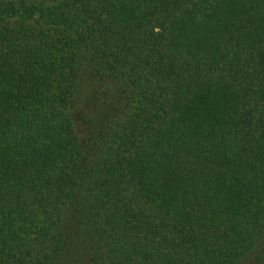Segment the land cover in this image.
I'll return each mask as SVG.
<instances>
[{"label":"trees","instance_id":"trees-1","mask_svg":"<svg viewBox=\"0 0 264 264\" xmlns=\"http://www.w3.org/2000/svg\"><path fill=\"white\" fill-rule=\"evenodd\" d=\"M0 264H264V0H0Z\"/></svg>","mask_w":264,"mask_h":264},{"label":"rangeland","instance_id":"rangeland-1","mask_svg":"<svg viewBox=\"0 0 264 264\" xmlns=\"http://www.w3.org/2000/svg\"><path fill=\"white\" fill-rule=\"evenodd\" d=\"M89 85L87 82H83L82 85L80 86L79 88V92L77 94V101H76V104H75V108L76 109H80L83 105V98H84V95L88 89Z\"/></svg>","mask_w":264,"mask_h":264}]
</instances>
